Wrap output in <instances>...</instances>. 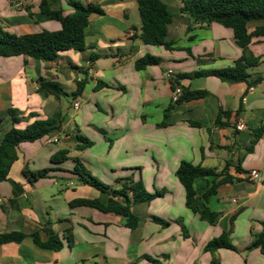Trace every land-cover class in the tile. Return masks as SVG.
Here are the masks:
<instances>
[{"label": "crops", "instance_id": "crops-1", "mask_svg": "<svg viewBox=\"0 0 264 264\" xmlns=\"http://www.w3.org/2000/svg\"><path fill=\"white\" fill-rule=\"evenodd\" d=\"M40 1L0 0V27L15 35L59 30V22L40 13ZM49 1L53 10L65 15L72 12L69 0ZM73 1L97 5L104 12L89 17L84 51L63 52L51 63L24 56L0 57V139L12 126L24 129L34 119L45 120L54 113L64 118L61 124L55 123L59 130L51 135L21 143L8 180L0 182V233L26 235L19 244L0 245V264H152L150 260L212 264L213 259L217 264H264L259 249L244 250L264 221V131L247 152L253 130L264 128V37H254L248 46V52L260 58L248 73L261 75L260 83L249 87L215 77L182 79L180 87L207 94L174 104L171 77L232 67L242 56L232 31L215 23H191L178 11L181 0H162L173 13L168 39L179 47L168 51L139 39L138 0ZM261 24H249L248 32ZM188 25L192 26L189 32ZM146 54L161 62L137 71L135 61ZM39 77L60 83L67 94L75 92L78 80L86 83L80 96L62 106V99L37 90ZM9 109L18 112L19 123H12ZM219 111L228 117L217 123ZM238 121L244 124L243 131L236 130ZM78 137L92 145L78 149ZM60 151L67 160L53 165L51 158ZM75 159L113 189L119 188L118 180L130 178L141 180L148 193L161 192L162 196L132 206L139 218L134 230L126 227L122 216L70 207L77 199L105 204L110 197L80 183L73 172ZM182 161L216 173L226 167V174L233 178L205 201L202 196L213 179L194 181V205L201 208L204 203L218 213L212 225L185 206L184 188L175 176ZM24 167L51 171L29 183ZM251 170L259 172L261 183L247 179ZM153 217L168 225L155 223ZM178 219L186 238L175 222ZM35 232L41 241L57 236L61 248L36 247L30 237ZM224 232L237 252L218 249L212 255L204 251L210 240Z\"/></svg>", "mask_w": 264, "mask_h": 264}, {"label": "trees", "instance_id": "trees-1", "mask_svg": "<svg viewBox=\"0 0 264 264\" xmlns=\"http://www.w3.org/2000/svg\"><path fill=\"white\" fill-rule=\"evenodd\" d=\"M68 6L72 12L65 15L62 11L53 10L49 0L40 1V13L50 20L59 22L60 29L57 31L43 30L39 33L15 35L4 31L0 27V57L24 56L51 63L55 62L63 52L84 51L85 30L89 23V17L91 15L101 16L104 15V12L97 5H83L73 0L68 1ZM137 7L141 19V32L139 35L141 42L144 45L162 47L168 51L179 49V47L174 46V41L168 39V27L173 21V13L169 7L162 0H138ZM178 11L180 14L185 15L191 23L200 25L215 23L230 29L237 46L242 49L243 53L232 67L208 71L200 70L171 77L170 83L173 90L176 87H180L179 81L182 79L215 77L223 83H246L249 87L263 80L259 74L251 76L248 73L249 69L256 67L260 63V58L254 57L248 52V46L254 37H264V0H181V6ZM255 22H263V24L256 26L252 32H248L249 24ZM191 29L192 26L188 25L187 31L189 32ZM186 51L190 53L189 49H186ZM160 62V58L146 54L135 61L134 67L137 71H142L148 66L158 65ZM85 83V80L77 82L75 92L67 94L63 90L62 85L56 81L41 77L36 80L37 90L45 96H52L56 100L63 98L68 100L75 99L81 95ZM180 88L182 94L174 104L199 99L207 94L205 91H190L186 88ZM8 114L13 124L21 121L16 110L9 109ZM30 115L34 117L32 114ZM223 117H228V113L219 111L217 123ZM63 120L64 118L61 114L54 113L45 120L34 119L24 129H17L12 126L9 131L3 134L0 139V182L8 180L10 169L18 159V147L21 143H33L51 135L59 130V126H55V123L58 121L61 124ZM263 131V127L253 130V138L247 152L252 150L253 145L261 137ZM77 142L78 149H85L92 145L90 141L81 137L77 138ZM66 160L65 153L60 151L52 156L51 163L57 165ZM73 162V172L78 176L80 183L106 193L110 197L105 204L98 200L77 199L70 202L69 206L89 207L103 213H113L122 216L126 220V227L130 230H134L139 223V218L132 212V206L139 203H148L162 196L161 192L148 193L144 189L141 180L134 181L130 178L118 180L119 188L113 189L93 177L79 160L75 159ZM226 170L225 167V170L216 173L213 170H206L200 166L182 161L175 172L176 178L184 188L186 208L211 225L215 223L218 213L210 211L204 203H202L201 208L194 205L196 198L194 181L197 178L213 179L211 185L202 196L205 201L216 194L219 185L233 181V178L226 174ZM50 171L51 168L30 171L27 167H24L23 174L29 183H33L47 177ZM152 220L162 226L168 225V222L159 218L153 217ZM175 222L181 226L182 235L186 238L187 231L181 220L178 219ZM260 225V232L252 234V241L244 250L259 249L264 255V221ZM25 237L26 235L22 232L0 233V245L19 244ZM30 237L34 245L40 249L58 251L62 246L57 236H49L46 241H41L38 233L35 232L30 234ZM218 249L238 251L232 245L229 233L226 232L210 240L204 247V251L212 255ZM150 261L152 264L159 263L157 260ZM212 264H217V260L213 259Z\"/></svg>", "mask_w": 264, "mask_h": 264}, {"label": "built area", "instance_id": "built-area-1", "mask_svg": "<svg viewBox=\"0 0 264 264\" xmlns=\"http://www.w3.org/2000/svg\"><path fill=\"white\" fill-rule=\"evenodd\" d=\"M79 81L80 80H78V82ZM181 94H182L181 88L180 87H176L173 90V92H172L171 101L173 103H176L178 101V99L180 98ZM73 107H74V109H77L79 107V103L78 102H75L73 104ZM235 128H236L237 131H243L245 129V126H244V124L241 121H238L236 123V125H235ZM52 141L53 142H56L57 139H53ZM247 179L249 181H251V182H254V183H261L263 181L262 176L256 170L249 171L248 174H247Z\"/></svg>", "mask_w": 264, "mask_h": 264}, {"label": "rangeland", "instance_id": "rangeland-1", "mask_svg": "<svg viewBox=\"0 0 264 264\" xmlns=\"http://www.w3.org/2000/svg\"><path fill=\"white\" fill-rule=\"evenodd\" d=\"M66 100H68V99H62L61 100L62 106H64L66 104ZM68 117H72V113L70 111L68 112Z\"/></svg>", "mask_w": 264, "mask_h": 264}]
</instances>
